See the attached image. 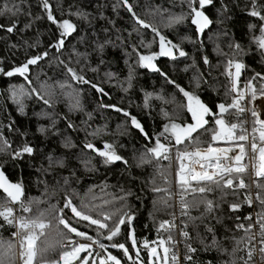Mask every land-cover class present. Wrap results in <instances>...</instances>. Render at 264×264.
Returning a JSON list of instances; mask_svg holds the SVG:
<instances>
[{
	"label": "trees",
	"instance_id": "16d2710c",
	"mask_svg": "<svg viewBox=\"0 0 264 264\" xmlns=\"http://www.w3.org/2000/svg\"><path fill=\"white\" fill-rule=\"evenodd\" d=\"M129 2L137 16L177 45L185 56L181 57L174 49L175 59L158 58L159 36L151 28L136 24L120 0H49L56 19H68L76 28L59 50L53 45L61 38L62 29L47 19L40 0H0V9L19 8L16 16L0 15V25H3L0 28V167L11 181L22 185L17 213L34 216L47 210L46 219L52 222L47 235L37 241L35 264L59 259L62 249L57 243L60 238L56 229L65 233L67 230L57 225L53 217L61 214L56 210L63 207L66 195L77 207L82 202L95 205L91 213L94 217L101 210L116 213L114 220L121 210L132 215L131 224L122 225L120 234L112 241L103 238L106 230H100L102 234L98 236L95 226H87L86 221L75 226L103 244L105 247L100 248L105 255L118 257L122 264H139L127 258L124 250L112 245L124 244L132 253L133 239L140 247L142 243L153 245L168 238L169 231L160 228V224L166 222L173 211L174 188L182 193L176 183L177 163L152 158L149 163L141 164L139 157L154 147L157 139L168 145L165 136L171 139L174 154L176 147L184 149V144L175 145L171 130L164 132L165 126L170 127L173 122L180 125L192 122L187 112V98L180 89L196 95L212 112H219V104L230 105L226 78V65L230 60L244 65L242 81L261 88L257 74L264 75V50L259 48L255 38L261 36L260 26L264 21L250 13L255 4V10L264 15V0H213L203 9L211 23L201 37L188 18V5L182 0ZM77 12L84 15H75ZM181 14L185 19L170 24L171 17ZM13 22L16 27L9 33L6 29ZM153 53L156 54L153 63L167 79L159 72L141 67L139 55ZM37 56L43 59L34 66L29 65L24 75L5 74ZM68 68L90 83L73 79ZM14 92L17 93L15 98ZM45 100L49 103H44ZM102 105H114L123 111ZM229 111L233 114L226 113L224 119L237 123V114L232 109ZM124 112L130 116H125ZM131 117L137 119L150 140L131 125ZM242 118L239 114V119ZM206 119L209 123L205 128L209 131L200 129L194 133L200 143L190 144L189 149L213 143L211 136L218 126L212 116ZM97 130L98 134L93 135ZM236 134L242 133L236 131ZM89 142L99 149L105 142L112 144L127 164L104 165L101 157L84 147ZM66 143L73 146L65 147ZM25 145L30 146L33 153L13 159V153ZM237 175L248 184L246 173L232 174ZM259 180L264 181V178ZM234 183L238 185L239 180ZM209 186L213 190L205 193L183 192L187 202H196L184 215L189 234L185 245L191 257L189 264H244L250 245L236 243L246 237L237 227L247 221L249 206L244 201V192ZM257 190L264 195V190ZM206 201L213 202L211 211L207 210ZM10 202L0 191V204ZM21 203H30L31 212L24 213ZM231 204H239L240 210L231 211ZM257 208L264 210L259 200ZM65 212L72 217L70 210L65 209ZM72 219L75 222V218ZM0 225V253L7 250L9 243L14 244L15 248L5 259L6 264H18L19 237L17 242L13 238L14 226L3 217H0ZM67 235L72 240L82 239L71 233ZM189 246L196 251L189 252ZM237 247L239 250L234 252Z\"/></svg>",
	"mask_w": 264,
	"mask_h": 264
},
{
	"label": "snow or ice",
	"instance_id": "6c2138e0",
	"mask_svg": "<svg viewBox=\"0 0 264 264\" xmlns=\"http://www.w3.org/2000/svg\"><path fill=\"white\" fill-rule=\"evenodd\" d=\"M41 6L46 11L47 19L54 25H57L59 29H62L60 32V39L57 41L56 45H53V47H56L57 50H59L60 47H63L65 44V38L70 36L75 30V26L72 22H70L68 19L64 20H57L54 16V13L52 11V7L49 3V0H40ZM120 3L127 8L128 12L133 15V18L136 22V24L140 25V27L149 29L151 28L153 32L160 38V44H159V55L160 56H171L172 59H175V55L173 54V50H178L179 55L181 57L185 56V52L183 50H179L178 46L175 44H172L171 41H167L166 38L160 34L159 31H157L154 27H152L151 24L145 22L142 20L139 16L136 15L134 12V9L132 7V4L129 2V0H120ZM182 3H186L189 8L188 18L191 20V24L196 26L197 32H203L205 28L209 26L211 23L210 18L206 15L205 9L207 6H210L213 3V0H182ZM19 12V8L14 7H6L3 9H0V15L10 14L12 16H16ZM75 15L83 16V13H75ZM252 16H260V19L264 21V15H261V13L257 12L255 10V4L253 5V11L250 13ZM39 17H37L38 19ZM183 19H185V15L181 14L180 16H173L170 18V24L171 23H180ZM3 25H0V28H2ZM16 25L15 22L11 24L6 30L7 32L11 33L14 31ZM254 27V26H250ZM261 30V36L256 37L255 40L259 46L260 49L264 50V23L260 26ZM168 45H171L169 47ZM237 48H239V45H236ZM44 55H47V53H44ZM42 56H37L34 58H30L27 60V62L21 66L16 67L13 71H8L5 73L7 76H13L15 74L24 75L29 69V65L36 64L39 59H41ZM156 59V54L153 53L151 55H139V60L141 67L148 68L152 71L159 72L161 76H165L166 74L161 71L154 63L153 61ZM205 63H208L207 59H205ZM235 68L236 71V79H239V74L241 69L244 67V65L240 62H234L229 61V68ZM69 73H71L73 79L81 80L84 83H90L89 81L85 80L82 76H79L72 68H68ZM259 79L264 82V75L257 74ZM167 79V77H166ZM168 83H174L171 80H168ZM98 92H103L102 89L97 87L96 85H92ZM248 89H250V92H243L240 91L235 86V81L233 82V87L231 89L232 92H235L237 96L233 98L232 103L230 105H226L224 103H221L218 105L219 113L212 112L205 104L201 102V100L194 94H189L184 89H180V91L183 93V95L187 98V112L190 113L192 122L186 125H180L176 123H171L170 127L165 126L164 132L167 133L171 130V134L175 139V145L179 146L184 144L185 147L183 150H181L179 147H176L175 149V158L177 161H179V168L175 172L176 177V183L180 186L182 193L191 191L193 193L199 192V193H205L212 191L213 188L209 185H214L217 189H224V188H232L236 189L237 187L239 189H245L249 187L245 184L244 179L242 176H232L233 173L236 174H242L246 171V166L241 164L240 162L243 160L246 150L245 145L243 143H237V141H247L249 139V136L247 134V129L244 128V124L246 121L239 119V114H242L244 112H250L253 119V139L251 141V150H252V160H253V170L254 175L257 178H264V119H261L259 111L253 107L251 109H248L246 106L241 104V101L245 99L246 95H250V101L254 102L260 97H264V84H262L259 91L252 86L251 82L248 85ZM22 89L20 90L22 94ZM17 96V93H13V97L15 98ZM44 103H49L48 100H45ZM79 106V102L77 101V107ZM103 107H112L117 112L123 111L120 108H116L114 105H102ZM229 109H235L237 114V123H229L224 119V115L227 113L228 115H232L233 113L229 111ZM22 110V108H21ZM125 116H130L128 112H124ZM212 116L214 118L215 124L218 126V131L213 130V134L211 136L212 142L217 141H224L230 144L235 145L236 148L239 149L238 154L234 156H229L228 154L234 151L233 147H214L211 143L208 144L207 148L203 151L199 147H196L195 150H189L190 144L199 145L200 141L198 137H194L193 134L198 132L200 129H204L205 131H209V129L205 128V125L209 123V121L206 119V117ZM131 125L139 129L145 136L146 139H151V137L148 136L147 132L144 131L141 124L137 121L135 117H131ZM256 125H259V128L257 129ZM69 127H73L72 124H69ZM242 129V134L237 135L235 130L237 128ZM99 130H97V133H93V135L98 134ZM258 132L259 134V141L260 146L258 147L256 140H255V134ZM163 135V133H161ZM166 140H169V144L166 145L165 143L160 142L159 139H157L154 147H151L147 149V152L142 153L139 157V162L141 164L149 163L152 158H155L157 161H160L161 159L164 160H171V140L169 137L165 136ZM188 142V143H186ZM73 146L70 145V143H66L65 147ZM85 148L90 149L91 151L95 152L96 155L102 158V163L104 165H109L118 161H122L123 163L127 164V161L124 160V158L117 153L114 146L110 143L105 142L103 145V149L96 148V146L92 143H86L84 145ZM24 153H27L31 155L33 153V149L30 146L25 145V147L22 150H18L13 153V159H19L22 157ZM149 153L151 156H149ZM258 153V163H255ZM185 161H188L189 163L186 164ZM235 162V163H232ZM88 162L86 161L85 164ZM198 165L199 170H197L196 166ZM62 166V163H61ZM94 171L95 169H90ZM239 180V184H235V180ZM191 182H195V184H192ZM256 183V186L258 189L264 190V181L262 180H255L253 181ZM0 188L3 189L5 193H7L8 197L11 200V203H16L20 197L23 194L22 185L21 184H12L9 183L8 180L5 178L4 173L0 172ZM156 191H159V189H156ZM130 194V193H129ZM120 199H124V197H121ZM256 199L260 201L261 205H264V195H262L260 192L256 194ZM245 200L248 202L249 206L252 204V197L250 194L245 195ZM107 203V202H105ZM166 203V202H165ZM181 203L182 207L185 210L182 212L183 215H187V209H189L192 206H196V202H187L184 200L183 194L181 195ZM207 204V210L211 211L213 207L212 201H206ZM102 207V206H101ZM230 210L233 212H236L240 209L239 204H231ZM95 208V205H90L87 202H82V204L77 207L74 204V201L71 197L65 196L64 198V204L63 207L56 210L60 212L61 214L58 216L53 217V219L56 220L57 225H62L64 229L67 230V232H63L59 230L57 227L56 229V235L60 238L57 243H59L60 248L62 249L59 254L58 260H52L48 262V264H74V262L79 261L80 264H89L87 257H81V252H88V249L90 245L87 244H81L79 242L73 241L70 236L67 235V233H71L76 237H80L82 239L90 240L93 244H97L99 247L104 248L105 246L103 244H100L98 240H93L91 236H88L87 233L80 231L75 225L79 224L82 221L87 222V226H95V229L97 230V235L100 236L102 233L100 230H106V234L103 235V238L112 241L114 237L120 234L121 232V226L124 225L126 222L128 224H131V221L134 219L132 215H130L127 211L121 210L119 212V215L117 216V219H113V216L117 215L113 212H104L99 211L96 212L95 217L91 214ZM21 209L24 213L31 212V206L25 205L21 203ZM65 209L70 210L72 217H69L67 215V212H65ZM46 212L47 210H41L38 212V215L34 216H19L16 217L13 215V209L10 206H7L6 204H0V217H3L4 221H6L8 224L13 225L14 227H18V231L14 233V235L19 237V258L22 261V264H35L37 254H38V248H37V241L40 240L41 237H45L47 235L46 230L52 227V222L50 220L46 219ZM102 216V219L100 218ZM75 218V222H73V219ZM195 219V218H190ZM236 219H239V217H236ZM246 219L251 220L252 217H246ZM108 221H111V224L108 223ZM257 223L260 224V231L259 233H255L252 236H247L242 238L241 240L237 241V245L239 246L242 243H248L251 245L247 249V256L248 259L244 260V264H249V261H251L254 253L256 251H259L261 254H264V210H262L260 213L257 214ZM168 224V227H174L175 225L171 224V222H162L160 224V228H165V225ZM2 227V225H0ZM238 228H243L246 232L251 231L252 225L249 224L248 226H245L243 224L237 225ZM211 231V229H209ZM181 234L184 237H188L187 232H181ZM258 235L260 237L259 240V248H257L254 244H252V241L255 239V236ZM131 238V237H130ZM173 240L172 234L169 231L168 235V243H171ZM65 241L67 243H65ZM45 243H47L45 241ZM133 247L136 246V241L133 239L132 241ZM165 241H160V247L163 248V261L164 264H168V253L169 248L165 246ZM215 243V241H214ZM113 247H118L122 250H124L125 254H128V250L125 248L124 244H113ZM147 243H145V247H147ZM13 248H15V245L12 243H9L7 245V250L0 253V264H6V257L9 253L12 252ZM239 248L237 247L233 251H237ZM44 251H47V248L44 249ZM189 252H195L196 250L189 246L188 248ZM157 252L156 248H152L149 252L150 257L155 255ZM91 255V253H89ZM100 254L97 253V257H99ZM186 259H191V257H186ZM261 259L264 260V255L261 256ZM121 264V262L112 255H107L106 259L100 258L99 264ZM172 262L173 264H176V257L173 253L172 255ZM92 264H95V261L92 262Z\"/></svg>",
	"mask_w": 264,
	"mask_h": 264
},
{
	"label": "built area",
	"instance_id": "2783aa9c",
	"mask_svg": "<svg viewBox=\"0 0 264 264\" xmlns=\"http://www.w3.org/2000/svg\"><path fill=\"white\" fill-rule=\"evenodd\" d=\"M237 62V61H234ZM244 67L241 69L240 74H239V79H236V71L235 68H229V61L227 62L226 65V78L228 81V86H229V93H230V101L229 104L232 103L233 98H235L237 96V94L235 92H232L231 89L233 87V82L235 81V86L243 92H250V89H248V82L247 81H242L241 80V76H242V72H243ZM262 84H264V82H260V86H262ZM260 89V88H259ZM259 89H257L259 91ZM250 101V95H246L245 99L243 101H241V104L246 106L248 109H251L253 107H255L261 116V119H264V97H260L257 100H255L254 102H249ZM235 113V109H232ZM243 121H246V123L244 124V128L247 129V134L249 136V139L247 141H237V143H243L245 145V150H246V154L243 158V160L240 162L241 164L246 166V171L244 173H246L248 175V185L249 187L245 188V189H240L242 190L243 196H244V201L246 202V204L249 206L248 202L245 200V195L246 194H250L252 197V204L251 206H249L248 212H247V216L249 217L251 216L252 219L247 221H242L240 222L238 225L243 224L245 226H248L249 224L252 225V229L250 232H248L246 234L245 230L243 228H239L244 234L245 236H252L255 233H259L260 231V224L257 223V214L261 212V210H259L257 208V203L258 200L256 199V194L258 193L257 190V186L256 183H254L253 181L255 180H259L260 178L255 177L254 175V170L252 167L253 164V160H252V150H251V141L253 139V133H252V128H253V117L251 116L250 112H244L242 113ZM257 129L259 128V125H256ZM236 131H240L242 133V129L241 128H237L235 130ZM170 139V138H169ZM171 140V139H170ZM255 140L256 143L258 145V147L260 146V141H259V134L258 132L255 134ZM167 142H169V140H166ZM212 145L214 147H233L234 151L229 153V156H234L236 154H238L239 149L235 147V145L224 142V141H217V142H213ZM171 147V156L172 159L168 160L171 162H174V160L177 163V166L179 168V161L176 160L175 158V154L174 152V148L172 145H170ZM207 147H201V151L205 150ZM189 150H195V149H189ZM257 159L255 161V163H258V153L256 154ZM186 164H188V161H185ZM235 163V162H232ZM197 170H199L198 165L196 166ZM178 170V169H177ZM193 183V182H191ZM239 184V183H238ZM237 189H239L237 187ZM173 211L171 213V216L169 217V219L166 222H171V224L175 225L174 227L169 228L168 224L165 225V230L170 231L173 235V240L171 243H168V238L165 239L166 242V246L169 248V253H168V261L170 264H173L172 262V255L173 253L175 254L176 257V264H189V259H186V257H189L187 249L185 247L186 242L189 239V234L188 237H184L181 232H187L185 225H184V215L182 214V212H184L185 210L182 207V203H181V195L183 193H181L178 189L174 188L173 192ZM184 200L186 201V196L183 194ZM7 206H10L13 209V215L16 217H19L21 215H19L17 213V211L19 210V203H8L6 204ZM240 210V209H239ZM187 211V210H186ZM18 231V227H14V233H16ZM188 233V232H187ZM13 238L16 240V242L18 241V236L13 234ZM259 240L260 237L258 235L255 236V239L252 241V244H254L257 248H259ZM76 242H79L81 244H87L90 245V247L97 253L100 254V256L105 258V254L104 252L101 250V248L97 245V244H93L92 241L90 240H86V239H76L73 240ZM65 243H67L65 241ZM251 246V245H250ZM264 254H261L259 251H256L252 257V262H250L249 264H264V260L261 259V256ZM17 259H18V264H22V261L19 258V254L17 253ZM109 264H111V262H109Z\"/></svg>",
	"mask_w": 264,
	"mask_h": 264
},
{
	"label": "rangeland",
	"instance_id": "374dc122",
	"mask_svg": "<svg viewBox=\"0 0 264 264\" xmlns=\"http://www.w3.org/2000/svg\"><path fill=\"white\" fill-rule=\"evenodd\" d=\"M219 129H217L218 131ZM103 149V148H102ZM195 149V148H192ZM195 183V182H193ZM133 241V240H132ZM160 241L158 240L157 243H154L153 245H150L147 243V247H145V243H142V245L139 246H135L133 248V252L131 253V251H129L128 249V254L125 256L129 259H135L139 264H164L163 261V257H164V253H163V248L160 247ZM165 241V240H164ZM166 246V243H165ZM152 248H156L157 252L155 255L151 256L149 255V252ZM89 253H91V255H89ZM110 255V254H107ZM107 255L104 257L99 256L97 257V252H95L91 247H89L88 252H81L80 256L81 257H87L88 258V262L89 264H92L93 261H95V264H99V259L100 258H104L106 259ZM122 264L121 259H119L118 257H116ZM74 264H80L79 261L74 262ZM168 264L169 261H168Z\"/></svg>",
	"mask_w": 264,
	"mask_h": 264
},
{
	"label": "water",
	"instance_id": "95a60500",
	"mask_svg": "<svg viewBox=\"0 0 264 264\" xmlns=\"http://www.w3.org/2000/svg\"><path fill=\"white\" fill-rule=\"evenodd\" d=\"M206 29V28H205ZM201 35H202V32H199L198 33V36L199 37H201ZM161 56L159 55L158 56V58H160ZM30 59V58H29ZM43 58H41V59H39L38 61H37V63L38 62H40L41 60H42ZM36 63V64H37ZM36 64H33V65H30V66H34V65H36ZM217 113H219V112H217ZM118 162H122V161H118ZM116 163V162H115ZM0 172H3L4 173V171L2 170V168L0 167ZM4 176H5V178L8 180V182L9 183H12V184H17V183H15V182H13V181H11L8 177H7V175L4 173ZM0 191L6 196V197H8V195H7V193H5L4 191H3V189L2 188H0ZM9 198V197H8ZM10 199V198H9ZM11 201V200H10ZM21 202V197H20V199L16 202V203H20Z\"/></svg>",
	"mask_w": 264,
	"mask_h": 264
},
{
	"label": "flooded vegetation",
	"instance_id": "af4514ba",
	"mask_svg": "<svg viewBox=\"0 0 264 264\" xmlns=\"http://www.w3.org/2000/svg\"><path fill=\"white\" fill-rule=\"evenodd\" d=\"M168 46L171 47L170 45H168ZM175 53H176V52L173 50V54H174V55H175ZM166 57H171V56H166Z\"/></svg>",
	"mask_w": 264,
	"mask_h": 264
}]
</instances>
